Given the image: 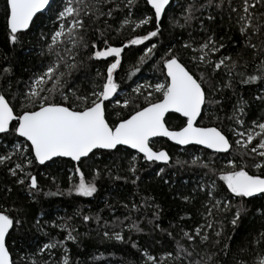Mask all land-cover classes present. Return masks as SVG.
I'll list each match as a JSON object with an SVG mask.
<instances>
[{
	"label": "snow or ice",
	"instance_id": "1",
	"mask_svg": "<svg viewBox=\"0 0 264 264\" xmlns=\"http://www.w3.org/2000/svg\"><path fill=\"white\" fill-rule=\"evenodd\" d=\"M52 3L53 0H3V15L13 44L18 42V34L30 30L38 14L51 10L55 20L53 30L40 35L45 41L40 55L47 57V62H42L41 70L29 77L24 89L12 91L11 80L5 83L10 69L0 70V134H3L0 139L11 136L13 140L11 151L0 155V165L13 164L8 167L9 173L32 196L39 193V185L37 176L29 169L55 162V158H70L79 163L82 158L94 157V150H105L111 155L120 152V146H126L142 154L148 162L167 165L170 154L163 149L154 150L152 138L166 137L186 152L187 146L197 145L213 153H229L233 147L231 133L239 160L233 156L222 168H217L211 158L202 161L196 155L190 162L176 161L180 165L187 163L190 167L206 169L205 176L209 179H202L194 190L204 196L198 209L202 223L198 222L191 230L181 227L175 234L161 229L159 224L154 225L167 231L174 243L173 251L158 260L146 248L141 250L131 236L126 240L122 230H115L123 225L119 218L112 222L111 231H103V239L131 244L140 251L142 264H264V226L251 236L247 245L240 244L236 250L228 243L234 237L225 232V221L231 225L232 232L237 231L253 201L259 202L253 205V214L264 221V116L249 124L245 119L247 101L239 96L231 104L230 112L223 107L225 100L231 102V97L225 96L226 91L237 95V84H264V0H187L180 6L184 22L178 26L191 27L193 21L199 20L204 37L197 40L190 32L189 40L180 49L175 45L167 47L159 62L165 82L137 85L123 99L119 97L120 84L115 79L116 70L122 65V53L130 46L143 45L162 35V18L172 7L171 0H143V6L140 0H58L55 8ZM204 13H207L204 19L210 22H215L218 16L221 21L226 17L227 31L232 35L216 39L215 29L206 28L201 19ZM114 20L119 21L118 27L114 28L110 22ZM153 22L154 30H145L146 34L137 32ZM101 23L103 27L99 26ZM125 28L133 35L115 46L113 41ZM156 50L157 44H151L139 62L151 58ZM181 50L188 55V63L181 59ZM82 54L86 55V60L78 59ZM96 62H101L104 69L97 68ZM250 66L251 72L248 71ZM93 69L94 76L91 75ZM139 71L137 66L127 77L130 79ZM78 72L82 74L80 84L76 82ZM148 88L151 91L145 95ZM154 93L159 96L153 98ZM256 99L264 103V94L257 95ZM129 108L131 111L126 117L117 111ZM113 113L116 121L109 119ZM168 113L183 118L177 128L168 126L165 118ZM202 118L212 121V126L198 124ZM225 120L228 132L218 126ZM125 155L130 156L128 171L135 176L137 155ZM14 156L19 157V162L13 161ZM250 169L255 171L250 172ZM162 172L163 168L157 175ZM107 174L111 176V171ZM101 175V170L94 169L89 180L80 167H75L68 177L69 194L92 197L98 191L96 182ZM131 182L135 184L136 180ZM44 194L62 195L63 192ZM149 199L145 198L144 204L151 207ZM182 199L190 203L195 197L183 196ZM132 210H138V206L133 204ZM12 211L0 209V264H17L7 247L6 236L11 229L22 228L24 221L13 217ZM153 216L159 218L156 212ZM92 219V216H83L85 222ZM95 219L99 222V214ZM54 227H61L67 235L63 240L50 239L38 248L36 254L47 252L48 260L38 261L35 256L21 259H30L31 264H55L51 257L55 255L53 250L59 248L62 264H70L64 240L78 243L77 235L73 234L76 229L67 224ZM128 228L130 232L142 231L135 222ZM249 256L256 259L251 261Z\"/></svg>",
	"mask_w": 264,
	"mask_h": 264
},
{
	"label": "trees",
	"instance_id": "2",
	"mask_svg": "<svg viewBox=\"0 0 264 264\" xmlns=\"http://www.w3.org/2000/svg\"><path fill=\"white\" fill-rule=\"evenodd\" d=\"M57 2L58 0H53L52 8L56 7ZM140 3L143 6V0H140ZM186 3L187 0H172L171 9L162 18V35L145 41L143 45L130 46L122 53V65L115 73V79L120 84L118 94L121 99L125 95L131 94L132 88L137 87V85H154L165 82V73L162 70V64L159 62L167 47L175 45L177 49H180V46L189 40L190 32L197 40L204 37L205 34L200 31L199 20L193 21L191 27L181 28L178 26L184 22L180 6ZM206 16L207 13H204L201 19ZM53 20H55V16L52 15L51 10L44 12L43 15H38L30 30L18 34V42L13 44L9 39L3 15V0H0V70L4 67L10 69L5 83L8 79L11 80L12 91L24 89L29 77L41 70L42 62H47V57L40 55L45 45V41L40 38V35L41 32L49 33L53 30ZM110 22L114 28L119 26L118 20ZM204 23L206 28L215 29L218 40L221 36L232 35V32L227 31L226 17L221 21L218 16L215 22L204 19ZM99 26L103 27V24L101 23ZM145 30H154V22L143 26L142 29H137V32L146 34ZM131 35L133 33L125 28L122 35L113 43L115 46H119L121 40H126ZM112 36L115 37L116 34L113 32ZM236 38L238 39V36ZM153 43L157 44L155 54L151 58H147L145 62L140 63L139 58L143 55L144 50ZM180 55L181 59L188 63V55L183 50L180 51ZM78 59L86 60V55L82 54ZM96 66L101 70L104 69L101 62H96ZM137 66L140 71L129 79L127 73L133 71ZM248 71H252L251 66ZM91 75H95V69L92 70ZM76 76V82L80 84L82 74L78 72ZM147 91H151V88L145 90V95H147ZM236 93L237 95H233L231 91L225 93L226 97H231V102L225 100L223 104L228 112L231 111V104L235 103L239 96L247 101L245 119L249 124L258 117L264 116V103L256 99L257 95L264 94V84L260 82L251 85L237 84ZM5 94L11 100V96ZM157 96L159 94L154 93L153 98ZM109 107L111 109L112 106ZM117 111H120L122 117H126L131 108L127 110L117 109ZM220 115L223 116L224 113L221 112ZM109 119L116 121L117 117L113 113ZM182 119L176 114L166 116L168 126L172 128H177ZM198 124L212 126V121L208 118H202L198 120ZM218 126H222L224 131L228 132V121L225 120L223 125ZM0 137H3V134H0ZM229 138L233 147L226 154L211 153L197 146H188L186 152L183 148L175 146L165 139L152 140L153 149H163L170 154L171 159L167 165L148 162L141 155L124 147H121L120 152H113L111 155L103 150H97L94 157L91 159L84 158L79 163L57 158L55 162L35 165L29 169L32 175L37 176L39 185V193L32 196L29 195L28 189L17 184L16 178L9 173L8 167H12L13 164L0 165V209H12L11 215L24 221L22 228L11 229L10 234L6 236L7 247L10 249L13 260L17 261V264H31L30 259L24 260L21 259L22 257L35 256L38 261L48 260L47 252L36 254L38 248L48 243L50 239L63 240L67 232L61 227H54V225L67 224L76 229L73 234L77 235L79 241L74 243L64 240L70 264H142L143 258L140 251L132 248L131 244H121L103 239V231H111L112 222L116 218L123 221V225L117 227L116 231L122 230L126 240L131 236V239L138 244L141 250L146 248L159 260L165 253L173 251L174 248V243L167 235V231L175 234L179 232L181 227L191 230L198 222H203L198 209L204 196L203 193L194 190L202 179L204 181L209 179L208 176H205L207 170L195 166L190 167L187 163L180 165L176 161L190 162L192 156L196 155L200 156L202 161L211 158L212 163L217 168H222L227 164L229 158L235 156L236 160L240 159L238 155H235V138L231 136V133H229ZM12 142L11 136L0 139V155L11 151ZM125 153L137 155L135 176L128 171L130 156H126ZM13 161L19 162V157L14 156ZM77 166L81 168L85 178L89 180L92 178L94 169L101 170L102 175L96 182L98 191L92 197H80L75 193L69 194L68 192L70 186L68 177L73 174V170ZM161 168L164 169V172L157 175ZM109 170L111 176L107 174ZM252 171L255 170L250 169V172ZM116 176L121 177V179H115ZM134 179L136 180L135 184L131 182ZM76 180L78 181V177ZM58 191L63 192V194H44L57 193ZM183 196L190 198L194 196L195 199L186 203L182 199ZM149 197L151 199H149L148 204L152 205L151 207L144 204L145 198ZM257 203L259 202L253 201L249 205V213L244 216L236 232H232L231 225L225 221L226 234L234 237L228 242L233 250H236L240 244L247 245L251 236L264 226V221L253 214V205ZM133 204L138 206V210L130 211ZM124 205L128 207L125 208ZM156 205L159 206L158 209L155 207ZM154 212L158 214V219L154 218ZM97 214L100 216L99 222L95 219ZM84 215L92 216L93 219L85 222L83 220ZM125 217H130V219L125 220ZM181 217H185V219L181 220ZM105 222L108 223L107 229H105ZM131 222H135L142 231L133 230L130 232L128 225ZM156 224L167 231L155 228L154 225ZM210 250L216 251L217 249L210 248ZM53 252L55 255L51 257L52 261L55 264H62V250L57 248ZM94 257L100 258L94 259ZM248 259L254 261L256 257L249 256Z\"/></svg>",
	"mask_w": 264,
	"mask_h": 264
},
{
	"label": "water",
	"instance_id": "3",
	"mask_svg": "<svg viewBox=\"0 0 264 264\" xmlns=\"http://www.w3.org/2000/svg\"><path fill=\"white\" fill-rule=\"evenodd\" d=\"M172 1V0H171ZM39 15V14H38ZM35 19V18H34ZM25 31H27V30H24L23 32H25ZM168 114H176V113H168ZM168 114H166V116L168 115ZM176 115H179V114H176ZM166 118V117H165ZM22 139V138H21ZM156 139H165V140H167V138L166 137H156V138H152V140H156ZM167 141H169V140H167ZM171 144H173V145H175L172 141H169ZM175 146H177V145H175ZM192 146H197V145H192ZM120 147H124V148H127L126 146H120ZM178 147H180V148H182L181 146H178ZM188 147V146H187ZM197 147H200V148H202V149H204L202 146H197ZM131 150V149H130ZM155 150V149H154ZM205 150H207V151H209V152H211V153H213V151L212 150H210V149H205ZM231 150V149H230ZM94 151H97V150H94ZM103 151H105V150H103ZM133 152H135V150H132ZM230 152V151H229ZM136 153V152H135ZM216 154H226V153H216ZM138 155H141L142 156V154H138ZM143 157V156H142ZM55 159H57V158H55ZM62 159H67V160H70V158H62ZM82 159H84V158H82ZM71 161V160H70ZM72 162H74V161H72ZM46 163H48V162H46ZM156 163H159V164H162V165H164V163L163 162H159V161H157Z\"/></svg>",
	"mask_w": 264,
	"mask_h": 264
}]
</instances>
